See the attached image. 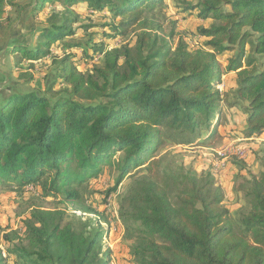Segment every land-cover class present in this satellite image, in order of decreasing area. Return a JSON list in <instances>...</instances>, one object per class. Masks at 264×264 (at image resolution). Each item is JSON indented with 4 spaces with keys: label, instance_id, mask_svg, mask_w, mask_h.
Returning <instances> with one entry per match:
<instances>
[{
    "label": "trees",
    "instance_id": "trees-1",
    "mask_svg": "<svg viewBox=\"0 0 264 264\" xmlns=\"http://www.w3.org/2000/svg\"><path fill=\"white\" fill-rule=\"evenodd\" d=\"M50 2L61 9L35 31L33 46L14 41L10 53L51 57L65 86L53 90L52 83L0 98V186L39 183L44 195L64 192L70 198L75 190L68 187L86 183L112 157L119 161L116 183L144 165L145 173L123 197L122 215L137 224L135 264H264V159L259 174L234 189L244 205L232 213L222 205V190L210 172L161 175V159L152 154L167 132L188 134V143L201 136L199 125L207 139L217 132L211 127L220 123L224 102L234 105L217 83L231 71L237 73L233 93L242 101L244 136L264 133V69L256 64V56L264 58V0L188 4L201 18L214 19L198 28L208 38L202 47L191 50L179 40L171 48L167 40L141 31L132 48L100 46L88 53L94 61L88 73L74 64V49L83 43L64 41L73 33L76 8L119 17L110 27L121 35L142 29L161 0H35L31 12ZM15 4L0 0V20ZM54 44L63 49L61 56L52 53ZM230 51L234 54L222 65L219 55ZM117 151H123L121 158ZM24 221L25 231L15 234L12 247H0V264L11 256L20 264H109L112 251L99 244L106 232L99 223H75L60 209L41 208H32Z\"/></svg>",
    "mask_w": 264,
    "mask_h": 264
},
{
    "label": "rangeland",
    "instance_id": "rangeland-1",
    "mask_svg": "<svg viewBox=\"0 0 264 264\" xmlns=\"http://www.w3.org/2000/svg\"><path fill=\"white\" fill-rule=\"evenodd\" d=\"M199 0H161L152 12H148V23L142 29L129 28L121 35H113L111 25L119 20L114 19L107 10L101 12H88L83 7L76 8L77 21L71 23L73 33L64 38V41L76 40L83 43V48L73 54L78 58L74 62L79 71H87L94 66V61L88 57L100 46L134 47L141 31L149 34L157 41L167 40L173 48L177 42L183 41L188 49L202 47L208 38L198 33L199 27H208L214 19L201 18L194 9H187L188 4H195ZM35 0H16L15 6L6 8L4 18L0 20V40L10 48L14 41L33 46L37 35L35 31L48 25L49 15L60 11L57 3H46L38 13L31 12ZM81 4V3H80ZM83 5V4H81ZM12 41V42H11ZM54 55H62L63 49L51 46ZM86 56L83 54V51ZM67 51L70 52L69 48ZM250 51V52H249ZM66 52V51H65ZM73 52V51H72ZM246 53H251L246 46ZM2 54V53H1ZM0 54V56H1ZM234 54V51L219 55L222 65ZM8 55V54H7ZM5 56L0 69V98L11 92H26L27 90H45L54 83L53 90H59L65 84L56 78L52 58L32 60L23 58L20 53L16 56ZM80 57H85L83 59ZM258 68L264 69V58L256 56ZM3 74V75H2ZM237 73H223L217 86L221 87L227 103L233 102L231 107L224 102L222 110L218 113L222 119L216 126L217 132L207 139L205 128L198 126L200 137L188 143V134L172 135L167 132L168 138L163 140L152 154L161 159L160 174L178 175L180 169L197 174L210 172L216 177L217 184L223 193L222 205L230 212L244 205L240 193L234 189L246 179L259 174L264 159V133L261 136L247 138L243 134L246 124L241 102L233 93L236 87ZM236 102V103H235ZM219 121V119H218ZM123 151H117L116 156L121 158ZM119 161L115 157L101 166L95 176L90 177L83 185H73L75 193L67 198L64 192L44 195L39 183H29L19 186L9 183L0 186V246L5 251L12 247L15 234L22 236L25 231V219L32 208L45 210L60 209L64 211L67 220L75 223L83 222L87 225L99 223L105 229V234L99 241L103 250L111 249L109 264H135L131 256L134 245L136 223L125 220L124 196L139 175L144 174V165H136L123 179L116 183L119 173ZM133 227V230H132ZM6 256V255H5ZM2 262V261H1ZM9 264H20L13 256ZM7 262V264H8ZM1 264H4L2 262Z\"/></svg>",
    "mask_w": 264,
    "mask_h": 264
},
{
    "label": "crops",
    "instance_id": "crops-1",
    "mask_svg": "<svg viewBox=\"0 0 264 264\" xmlns=\"http://www.w3.org/2000/svg\"><path fill=\"white\" fill-rule=\"evenodd\" d=\"M5 41L6 40H0V54H1V56H0V64H1V62L2 61H4V60H6V55L8 56V57H12V56H16L15 54H12V53H10V48H8V46L6 45V43H5ZM12 42V41H11ZM11 46V45H10ZM0 69H1V65H0ZM1 75V74H0ZM3 75V74H2ZM2 96H4V95H2Z\"/></svg>",
    "mask_w": 264,
    "mask_h": 264
},
{
    "label": "built area",
    "instance_id": "built-area-1",
    "mask_svg": "<svg viewBox=\"0 0 264 264\" xmlns=\"http://www.w3.org/2000/svg\"><path fill=\"white\" fill-rule=\"evenodd\" d=\"M219 90H221V87L217 86ZM1 247V246H0ZM2 248V247H1ZM3 256L5 257V253L3 252Z\"/></svg>",
    "mask_w": 264,
    "mask_h": 264
}]
</instances>
